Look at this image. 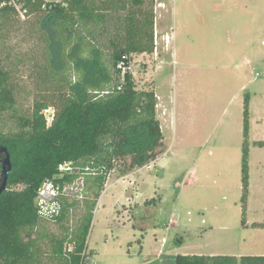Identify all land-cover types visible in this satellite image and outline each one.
<instances>
[{
    "label": "rangeland",
    "instance_id": "obj_1",
    "mask_svg": "<svg viewBox=\"0 0 264 264\" xmlns=\"http://www.w3.org/2000/svg\"><path fill=\"white\" fill-rule=\"evenodd\" d=\"M91 1L106 14L121 12L106 0ZM145 2L155 15L154 48L131 55L128 71L136 90L155 95L162 146L154 161L130 169L123 158L107 177L87 238V264L264 256V0ZM27 20L0 31V58L22 114L30 113L34 64L43 58L33 19ZM13 127L9 113L0 116V131ZM242 145L248 189L241 202ZM85 199L92 201L91 190ZM82 203L65 227L77 225ZM60 227L39 220L38 230L58 236Z\"/></svg>",
    "mask_w": 264,
    "mask_h": 264
},
{
    "label": "trees",
    "instance_id": "obj_2",
    "mask_svg": "<svg viewBox=\"0 0 264 264\" xmlns=\"http://www.w3.org/2000/svg\"><path fill=\"white\" fill-rule=\"evenodd\" d=\"M23 1L33 19L30 30L43 43V58L34 64L28 114L18 112L12 74L0 58V116L9 113L14 120L11 130L0 131V145L11 164L0 195V264H83L96 201L107 177L123 158H128L130 169L154 161L162 146L155 95L136 90L128 71L131 55L153 51L155 15L145 0H106L107 8L121 10L117 15L106 14L91 0L49 3L45 9L42 0ZM17 21L28 22L19 21L12 9L0 8V31ZM49 107L54 112L47 126L43 112ZM247 132L245 107V138ZM247 149L242 145L241 202L248 189ZM66 163L84 174L83 196L62 200L59 215L50 220L61 225L56 236L38 230L42 219L34 198L44 181L63 186L77 178L67 173L59 177V166ZM89 190L92 201L85 199ZM79 203L84 213L69 229L64 225ZM174 264H264V256L237 261L177 255Z\"/></svg>",
    "mask_w": 264,
    "mask_h": 264
},
{
    "label": "built area",
    "instance_id": "obj_3",
    "mask_svg": "<svg viewBox=\"0 0 264 264\" xmlns=\"http://www.w3.org/2000/svg\"><path fill=\"white\" fill-rule=\"evenodd\" d=\"M44 5L42 6L45 9L46 4H61L65 6V0H42ZM23 0H1L0 8L8 7L12 9L17 17V19L21 22L26 21L30 15L28 13V9L24 6ZM122 65L119 64V67ZM46 119V125L49 126L52 120V116L44 115ZM76 174L77 178L73 180V182L69 184H65L61 186L59 183H54L52 181H44L38 190L36 191L34 198V206L36 209L37 216L42 220H52L57 217L60 213L62 200L63 199H82L83 188H84V174L79 169V167L75 168L72 164L66 163L64 165L59 166V177L64 176V174ZM2 183V175H1V158H0V185ZM72 185V187H71ZM68 190L70 193H67ZM164 242V241H163ZM86 256V255H85ZM83 264H87V258Z\"/></svg>",
    "mask_w": 264,
    "mask_h": 264
},
{
    "label": "water",
    "instance_id": "obj_4",
    "mask_svg": "<svg viewBox=\"0 0 264 264\" xmlns=\"http://www.w3.org/2000/svg\"><path fill=\"white\" fill-rule=\"evenodd\" d=\"M0 158H1V175L2 183L0 185V195L6 190V183L8 178V173L11 168L9 155L5 147L0 145Z\"/></svg>",
    "mask_w": 264,
    "mask_h": 264
},
{
    "label": "crops",
    "instance_id": "obj_5",
    "mask_svg": "<svg viewBox=\"0 0 264 264\" xmlns=\"http://www.w3.org/2000/svg\"><path fill=\"white\" fill-rule=\"evenodd\" d=\"M263 43H264V42H263ZM246 63L249 64L248 61H247Z\"/></svg>",
    "mask_w": 264,
    "mask_h": 264
}]
</instances>
